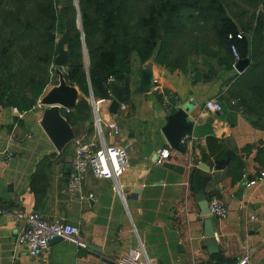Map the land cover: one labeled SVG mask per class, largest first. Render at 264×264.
<instances>
[{"label":"crops","instance_id":"crops-1","mask_svg":"<svg viewBox=\"0 0 264 264\" xmlns=\"http://www.w3.org/2000/svg\"><path fill=\"white\" fill-rule=\"evenodd\" d=\"M147 64L155 85L174 97L170 106L155 87L149 93L134 92ZM233 74L225 69L213 77L198 76L191 69L164 67L155 59L133 63L125 108L113 115L108 111L111 100L100 105L101 118H115L121 130L115 137L106 135V141L127 150L122 194L114 191L112 181L91 174L82 192L69 191L70 174L64 171L74 141L58 153L40 126L43 106L36 103L21 112L0 102V207H5L0 208V264H116L139 245L152 264H239L243 257L248 264H264V161L257 160L258 149L264 148V128L226 100ZM211 98L220 102V111L204 109ZM183 105L189 107L194 127L178 156L162 128L166 115ZM72 111L70 122L83 125L82 135H91L92 110L85 122H75ZM247 145L251 149L244 151ZM161 149L171 156L157 163ZM167 161L183 169H168L163 166ZM248 176L256 182L250 184ZM213 195L224 202L228 216L211 218L215 234L207 238L204 222L209 216L202 215L201 206ZM17 209L76 225L87 247L61 240L49 243L39 257L30 255L15 243Z\"/></svg>","mask_w":264,"mask_h":264},{"label":"trees","instance_id":"trees-1","mask_svg":"<svg viewBox=\"0 0 264 264\" xmlns=\"http://www.w3.org/2000/svg\"><path fill=\"white\" fill-rule=\"evenodd\" d=\"M64 31L70 54L64 77L83 94L75 122L91 117L90 91L110 97L111 77L127 96L135 61L186 69L198 56L233 70L235 45L250 63L229 79L230 100L264 128V0H0V102L21 112L36 105ZM63 115L73 125L70 112ZM257 160L264 161V148Z\"/></svg>","mask_w":264,"mask_h":264},{"label":"built area","instance_id":"built-area-1","mask_svg":"<svg viewBox=\"0 0 264 264\" xmlns=\"http://www.w3.org/2000/svg\"><path fill=\"white\" fill-rule=\"evenodd\" d=\"M238 36L240 37V35ZM231 51L235 62L238 61L240 55L235 45H231ZM155 88L160 89L161 86L155 85ZM161 97L168 106H170L171 100L174 99L171 93H166L162 90ZM109 100H111V97L106 99L95 98L93 95H89L88 101L94 116V130L91 135L85 134L74 140L75 148L70 159L71 173L67 187L71 192H82L84 181L87 175L91 174L95 178L112 181L114 191L122 194L121 177L127 171L129 161L124 145L110 144L106 141V135L115 137L121 131L119 123L115 118L111 117L108 120L101 118L100 105L103 101ZM119 108L124 109V103H121ZM204 109L211 112L220 111L222 105L216 98H211L205 102ZM63 110L65 113H69L71 108H64ZM186 142L187 136L183 138L181 145H185ZM192 152L190 150V156L196 161ZM180 153V151H175V155L180 156ZM170 156L171 152L169 150H159L157 163H163ZM255 182L256 180L253 179L249 183L254 184ZM208 207L209 217L212 219L223 220L228 216L226 205L217 196L213 195L209 199ZM14 218L19 222L15 238L16 245L24 247L34 257L41 256L48 248L50 241L56 237L80 248L87 247V242L81 237L80 229L76 225L59 221L51 222L45 219L39 212L25 211L23 209H17L14 213ZM250 218L255 219V215H251ZM248 262V257H243L239 264H248ZM116 264L152 263L149 261L142 245H139L129 249L125 255L118 258Z\"/></svg>","mask_w":264,"mask_h":264},{"label":"water","instance_id":"water-1","mask_svg":"<svg viewBox=\"0 0 264 264\" xmlns=\"http://www.w3.org/2000/svg\"><path fill=\"white\" fill-rule=\"evenodd\" d=\"M80 25V23H79ZM67 32L56 41V56L53 61L54 71L58 76L56 84L49 89H46L37 101L39 106H43V114L40 120V126L43 131L58 151L62 153L63 149L76 138L85 133L83 125H71L63 115L64 108H74L80 99V93L76 86L69 84L65 77L64 71L69 66L70 54L66 48ZM250 63L249 58L239 59L233 67V73H241L243 69ZM139 85L134 88L137 93H149L155 87L154 73L150 65H145L139 72ZM108 93L111 97L108 111L111 114H116L121 103L125 101V89L114 77H111L108 82ZM90 95L92 92L90 91ZM190 109L188 106H178L175 110L168 113L165 117V125L162 128V133L165 136L171 149L175 151L181 150V142L194 127V121L189 118ZM164 167L175 172H181L183 167L172 162H165ZM201 167V166H200ZM66 174L71 173V164L65 165ZM251 177L248 176L249 181ZM202 215L209 216L208 202L205 201L201 206ZM207 238L214 237L215 230L213 220L207 217L204 222ZM62 239L56 237L50 241L54 243Z\"/></svg>","mask_w":264,"mask_h":264},{"label":"rangeland","instance_id":"rangeland-1","mask_svg":"<svg viewBox=\"0 0 264 264\" xmlns=\"http://www.w3.org/2000/svg\"><path fill=\"white\" fill-rule=\"evenodd\" d=\"M186 69H191L194 72L199 71V72H201V75L205 76V77H213L214 74H219L222 70V68H220V67L217 68L214 60L207 61L206 59H203V58L198 57V56L197 57L193 56L190 58L188 66ZM50 75H51V80L48 83V85L46 86V89H49L50 87H52L58 80V76L54 71H51ZM226 96H227L226 100L228 98H230L228 93ZM236 104H237L236 100H235V102L233 101V103L231 104L232 109H235Z\"/></svg>","mask_w":264,"mask_h":264}]
</instances>
